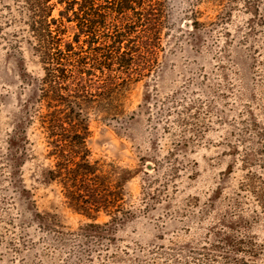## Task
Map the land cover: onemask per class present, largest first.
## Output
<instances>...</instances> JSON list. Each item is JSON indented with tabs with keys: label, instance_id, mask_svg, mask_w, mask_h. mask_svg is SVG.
I'll return each mask as SVG.
<instances>
[{
	"label": "rangeland",
	"instance_id": "rangeland-1",
	"mask_svg": "<svg viewBox=\"0 0 264 264\" xmlns=\"http://www.w3.org/2000/svg\"><path fill=\"white\" fill-rule=\"evenodd\" d=\"M227 5L232 14L213 25L222 11L213 0H168L172 32L151 74L127 86L116 114H104L103 103L87 111L90 160L131 173L123 212L132 216L111 223L114 236L94 247L95 264H227V254L264 264V211L240 190L243 140L258 141L247 129H264V24L249 31L243 1ZM191 11L203 24L198 31ZM12 30L0 31V264H66L68 252L35 215L58 221L64 232L93 219L44 178L53 161L27 82L43 69L25 42L12 44ZM23 139L27 151L13 185L9 151L19 157ZM115 217L102 210L95 222ZM230 239L242 243L238 251Z\"/></svg>",
	"mask_w": 264,
	"mask_h": 264
},
{
	"label": "trees",
	"instance_id": "trees-1",
	"mask_svg": "<svg viewBox=\"0 0 264 264\" xmlns=\"http://www.w3.org/2000/svg\"><path fill=\"white\" fill-rule=\"evenodd\" d=\"M4 1L0 31L13 28L12 44L17 48L25 42L43 69L42 77L27 82L32 94L28 102L37 109L39 126L48 142L47 158L53 161L43 173L44 178L58 183L71 206L93 220L77 231L64 232L58 221L39 213L35 217L42 228L56 235L57 245L68 252L66 264H95L91 257L94 247L114 236L111 223L132 216L130 211L123 212L124 188L131 173L113 165L106 169L90 160L86 114L101 103L109 106H104V114H116L112 113L119 111L115 101L127 86L151 74L162 39L172 32L168 0ZM235 1L213 0L222 10L213 25L226 21L233 10L227 4ZM242 1L251 16L249 31L254 32L264 24V0ZM197 14H187L192 32L203 27ZM30 111L28 107V123ZM247 130L258 141L243 140L248 146L243 157L246 177L240 190L251 195L264 211V171L256 170L264 169V129ZM22 143L19 157L15 158L17 149L9 151L13 185H17L18 160L27 151L26 139ZM102 210L110 216L117 213L120 218L96 223L95 216ZM225 243L236 251L242 244L231 239ZM224 258L227 264H253L244 260L238 263L239 259L229 254Z\"/></svg>",
	"mask_w": 264,
	"mask_h": 264
},
{
	"label": "water",
	"instance_id": "water-1",
	"mask_svg": "<svg viewBox=\"0 0 264 264\" xmlns=\"http://www.w3.org/2000/svg\"><path fill=\"white\" fill-rule=\"evenodd\" d=\"M147 169L151 170L152 166L151 165H147Z\"/></svg>",
	"mask_w": 264,
	"mask_h": 264
}]
</instances>
